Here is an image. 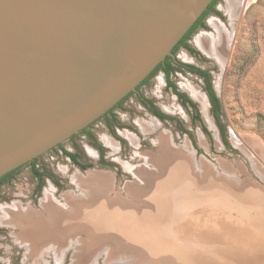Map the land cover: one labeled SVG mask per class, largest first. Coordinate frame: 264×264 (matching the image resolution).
Instances as JSON below:
<instances>
[{
	"label": "rangeland",
	"instance_id": "rangeland-1",
	"mask_svg": "<svg viewBox=\"0 0 264 264\" xmlns=\"http://www.w3.org/2000/svg\"><path fill=\"white\" fill-rule=\"evenodd\" d=\"M213 21L219 23L227 37L222 63L205 55L195 44L200 35L215 37ZM185 45L186 49L179 48L175 52L176 63L170 65L167 75L161 77L157 72L140 88L141 99L129 96L112 114L12 171L1 183L0 264H31L32 255L40 253V259L50 244L65 250V264H88L91 258H81L84 241L77 238V234L69 235L71 240L67 237L62 241L34 242L30 253H25L20 245L31 240V232L21 229L19 219L30 224L35 219L29 220V215H35L39 221L48 219L50 206L68 215L72 206L87 205L92 197L88 189L90 174H107L109 184L112 183L111 193H119L128 201L131 198L125 197V185L148 193L149 180L157 179L149 177L153 171L150 158L157 155V140L162 135H169L167 140L175 150L184 147L189 150L191 173L195 178L192 179L197 186L207 181L222 183L225 188L219 200L222 206L212 208L215 213L238 217L236 212L245 211L244 206L230 196L235 191L241 198L251 194L261 204L259 211L264 215V0H235L233 6H229L228 0H217L211 14L205 16L203 24L189 36ZM187 67L206 73L208 83L189 73ZM186 84L198 88L205 100L204 108L182 90L181 85ZM208 89L216 99L217 111L211 108ZM176 94L185 100L181 101ZM143 101L154 105L163 118L155 119ZM105 140L112 146L105 145ZM98 148L103 150L105 165L102 166L95 162L97 154L94 152ZM63 152L73 156L76 162ZM136 169L148 173L144 177L147 182L142 181L144 174H134ZM45 194L52 201L48 208H42L41 204ZM256 210H251L250 215H256L259 212ZM209 217L213 219V215ZM180 221L185 224V220ZM23 255L29 259L24 261ZM93 264L113 263H106L102 255Z\"/></svg>",
	"mask_w": 264,
	"mask_h": 264
},
{
	"label": "water",
	"instance_id": "water-1",
	"mask_svg": "<svg viewBox=\"0 0 264 264\" xmlns=\"http://www.w3.org/2000/svg\"><path fill=\"white\" fill-rule=\"evenodd\" d=\"M213 0H0V179L105 116Z\"/></svg>",
	"mask_w": 264,
	"mask_h": 264
},
{
	"label": "bare ground",
	"instance_id": "bare-ground-1",
	"mask_svg": "<svg viewBox=\"0 0 264 264\" xmlns=\"http://www.w3.org/2000/svg\"><path fill=\"white\" fill-rule=\"evenodd\" d=\"M234 3L235 0H228L229 6ZM211 25L216 30L215 37L200 35L195 44L205 55L222 63L227 37L219 23L213 21ZM181 87L204 108L205 100L197 87L190 84ZM167 138L169 135L159 137L158 153L150 158L153 171L149 177L157 179L149 180L148 193L125 185V197L131 198L128 201L119 193H111L112 183L109 184L107 174H90L88 179L91 186L88 189L92 197L88 198L87 205L78 203L70 206L73 216L50 206L52 201H49L46 193L41 204L42 208L50 206L48 219L39 221L35 215H29V220L35 219L30 224L19 219L21 229L31 232V240L25 241L29 245L34 242L42 244L48 240H67V237L71 240L69 235L77 234V238L81 237L84 241L81 244V258H91L88 264H93L102 255L106 263L113 264H264V215L259 211L261 204L251 194L241 198L234 191L230 196L234 202L244 206L245 211L236 212L238 217L215 213L212 208L222 206L219 201L221 191L225 189L222 183L207 181L205 185L197 186L191 173L189 150L185 147L175 150ZM104 143L112 146L108 140ZM130 172L133 174L132 170ZM134 174H144L141 177L144 178L148 173L136 169ZM142 181L147 182L148 179ZM251 210L259 212L251 216ZM209 215H213V219ZM222 215H225L224 218ZM180 219L185 220L184 225ZM98 247L102 249L97 250ZM36 249L34 251H38ZM52 249L54 251V247ZM39 254L31 255L38 260Z\"/></svg>",
	"mask_w": 264,
	"mask_h": 264
},
{
	"label": "flooded vegetation",
	"instance_id": "flooded-vegetation-1",
	"mask_svg": "<svg viewBox=\"0 0 264 264\" xmlns=\"http://www.w3.org/2000/svg\"><path fill=\"white\" fill-rule=\"evenodd\" d=\"M214 1V0H213ZM212 1V2H213ZM211 2V3H212ZM216 2V1H215ZM211 3H210V5H211ZM215 4V3H214ZM214 4L211 6V8H210V5L208 6V8H207V10L204 12V13H206L204 16H203V18L201 19V22H200V25L199 26H201L202 24H203V21H204V18H205V16L206 15H208V14H211V12H212V10H213V6H214ZM203 15V14H202ZM202 15H201V17H202ZM199 26H197L188 36H187V38H186V40L183 42V43H181V45H180V42H179V44L173 49V51H172V54H173V56L172 57H168V58H166L165 59V61L162 63V64H160L159 66H157L152 72H151V74H149V76L147 77V78H145V80H143L138 86H137V88H136V92H134V93H130L129 95H127L126 97H124L116 106H114L105 116H103L102 118H100V119H103L104 117H106V116H108L109 114H112L113 113V111H114V109H116L119 105H120V103H122L124 100H126L129 96H132V95H135V96H137V97H139V99H141L140 98V88L155 74V73H157V72H160L161 74H160V76L162 77V76H165V75H167L168 74V71H169V69H170V65L172 64V63H176V58H175V56H174V54H175V52L179 49V48H185L186 47V41H187V39L189 38V36L199 27ZM190 31V30H189ZM188 31V32H189ZM187 32V33H188ZM185 37V36H184ZM186 49V48H185ZM186 70H187V68H186ZM188 71V70H187ZM189 72V71H188ZM189 73H194L195 75H198V74H196L195 72H189ZM199 76V75H198ZM202 78V77H201ZM203 79V78H202ZM204 80V79H203ZM177 95V94H176ZM178 98L181 100V101H183L184 100V98H183V96H182V98H180L179 96H178ZM210 101V100H209ZM211 102V101H210ZM143 104L145 105V107H146V109L150 112V114L151 115H153L154 116V118L156 119L157 118V120L158 119H162L163 118V115H161V113L159 112V111H157V109L154 107V105H152V104H150V103H147L146 101H143ZM190 105H192L191 103H190ZM214 106V104L213 103H211V108H212V110H213V106ZM217 105V104H216ZM158 122V121H157ZM97 151H95L94 153L95 154H97V159H96V164H98L99 166H102V165H105V164H103V150H102V148H98V149H96ZM93 158H95V157H93ZM12 172H10V173H8L7 175H5V176H3L1 179H0V185H1V183L6 179V178H8L9 176H10V174H11ZM52 246V247H51ZM54 247V251H53V248ZM20 248H22L24 251H25V253H30V250H31V247H30V245H29V243L27 244V243H25V244H21L20 245ZM58 247L55 245V244H50L49 246L47 245L46 246V248L44 249V251H43V253L45 254V255H43V256H41V258L40 259H38V260H32V263L31 264H65V257H66V255H65V250L63 249V250H60L59 248L57 249ZM49 249V250H48ZM57 249V250H56ZM45 250H47L46 252H45ZM51 250V251H50ZM63 251V252H62ZM48 252V253H47ZM50 252V253H49ZM24 253V254H25ZM61 253V254H60ZM17 255H18V253H17ZM25 255H23V257H24ZM27 256V255H26ZM55 256V257H54ZM29 258L28 257H24L23 258V260L24 261H26V260H28ZM22 264V263H21ZM26 264H30V263H26Z\"/></svg>",
	"mask_w": 264,
	"mask_h": 264
},
{
	"label": "trees",
	"instance_id": "trees-1",
	"mask_svg": "<svg viewBox=\"0 0 264 264\" xmlns=\"http://www.w3.org/2000/svg\"><path fill=\"white\" fill-rule=\"evenodd\" d=\"M215 1H217V0H214L212 3H211V5H210V8H211V6L215 3ZM206 13H203V15H202V17H200L197 21H196V23L193 25V27L190 29V31L185 35V37H183L182 38V40H181V42H180V45H181V43H183L185 40H186V38H187V36L197 27V26H199L200 25V22H201V19L203 18V16L205 15ZM187 70L189 71V72H195L196 74H198L200 77H202L204 80H205V82L206 83H208V75L206 74V73H204V72H202V71H195L193 68H191V67H187ZM172 88H174V87H172ZM177 96H179L180 98H182V95H177ZM208 96H209V98H210V101H211V103H213L214 104V106H213V111H217V105H216V99L214 98V95H213V93L210 91V89H208ZM185 100V99H184ZM190 104V103H189ZM191 106H193V105H191ZM69 156V158L71 159V161L73 162V163H75L76 161H75V158L73 157V156H71V155H68Z\"/></svg>",
	"mask_w": 264,
	"mask_h": 264
},
{
	"label": "built area",
	"instance_id": "built-area-1",
	"mask_svg": "<svg viewBox=\"0 0 264 264\" xmlns=\"http://www.w3.org/2000/svg\"><path fill=\"white\" fill-rule=\"evenodd\" d=\"M66 156H68V154L66 153V152H63ZM68 158H69V156H68ZM70 159V158H69ZM69 159H68V163L70 162L69 161ZM71 160V159H70ZM65 168V167H64ZM65 169H67V168H65ZM48 182V181H47Z\"/></svg>",
	"mask_w": 264,
	"mask_h": 264
}]
</instances>
